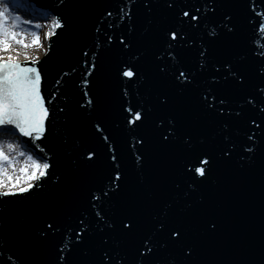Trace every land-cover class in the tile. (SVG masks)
Wrapping results in <instances>:
<instances>
[{"label":"water","instance_id":"1","mask_svg":"<svg viewBox=\"0 0 264 264\" xmlns=\"http://www.w3.org/2000/svg\"><path fill=\"white\" fill-rule=\"evenodd\" d=\"M23 1L64 27L49 38L48 53L37 65L50 109L45 138L12 135L51 166L29 192L0 196V264H58L59 249L75 240L69 229L78 230L82 218L90 234L70 254L62 253L67 264H99L105 247L118 248L126 264H264V131L251 124L264 121V33L258 28L264 15L256 14H264V0H174L172 8V0ZM185 10L199 15V23L184 18ZM169 30L185 37L172 42L173 49ZM122 36L129 48L120 44ZM93 54L97 66L88 77L89 90L98 104L89 111L79 107L80 82ZM125 65L137 70L131 82L120 75ZM222 65L242 73L245 83L225 81L228 69ZM180 70L189 74L190 84L175 79ZM53 92L57 98L49 105ZM206 94L215 108L207 107ZM213 95L227 101L223 115ZM129 104L143 109L142 125H126L123 108ZM96 121L116 148L118 168L94 129ZM169 131L174 134L164 141ZM253 132L256 139L249 141ZM138 137L143 144L136 143ZM248 147L254 151H245ZM88 151L97 153L90 162L84 158ZM205 153L211 164L201 180L190 169ZM116 171L119 189L92 200L113 186ZM93 203L102 205L113 228L97 221ZM129 220L135 227L125 235L121 221ZM49 222L59 231L47 229ZM173 229L183 233L181 241L159 248ZM145 237L157 245L155 256L137 254ZM104 238L109 245L102 244Z\"/></svg>","mask_w":264,"mask_h":264},{"label":"snow or ice","instance_id":"2","mask_svg":"<svg viewBox=\"0 0 264 264\" xmlns=\"http://www.w3.org/2000/svg\"><path fill=\"white\" fill-rule=\"evenodd\" d=\"M23 0H20L19 3L16 4L15 7H21ZM174 6V0L168 3V7L172 8ZM145 7H150L149 4H145ZM12 4L5 3L4 0H0V53H7L8 55L5 57L0 55V133L4 136L14 135L15 133H19L21 137H27L31 141H40L45 138L46 129V120L50 115V109L46 106L45 98L41 94V85H42V71L37 67L39 61V57L33 56L31 58H25V61L22 63L18 59V51L14 46H22L25 49L36 47H43L41 45V36L38 33L32 32L30 35L32 37L31 43L26 42L25 32L20 30V24H29L30 20L24 19L21 21L20 16H12L10 15V9H12ZM14 10V9H13ZM123 12V9L120 10ZM200 9L196 8L195 12L199 13ZM257 15H264L261 13H256ZM108 16L112 15V12L107 13ZM182 16L187 18L189 21H194L197 24L200 21V17L197 14H194L190 11H183ZM123 18V17H121ZM225 19L230 21V17H225ZM183 23V21H181ZM110 28L111 24L108 25ZM192 27H196V24H192ZM37 29L41 27L40 24L35 25ZM64 27L61 23V20L53 17L51 19L50 30L45 32L44 38L48 39L56 34V29H60ZM227 27V25H224ZM258 28L261 33H264V21L258 22ZM228 31L231 32L232 29L228 28ZM215 31L213 30L210 35H215ZM168 37V47L169 49L174 48V44L172 42H179L185 40V37L177 32L176 30H169L167 33ZM113 41L112 36L107 37V43L111 44ZM120 44L124 48H129V44L125 43V38L122 36L120 38ZM99 47V45H98ZM206 49L200 52V56L202 58L205 57ZM45 55H47V49H45ZM83 55L87 57L89 55L88 52H84ZM264 55V53H261ZM96 55H92L91 62L85 61L86 64L89 65L87 71L84 74L83 79L81 80V86L83 91V103L79 104L81 109L87 108L89 111L96 108L98 104V100L96 97L90 94L89 84L90 81L88 77L92 76L96 69ZM175 59V56H173ZM30 65V66H29ZM227 67L228 71L223 74V79L228 81L231 78L233 81L239 82V84H244V76L242 73H238L235 71L231 65H222L221 67ZM204 67V64L201 63V68ZM162 72L165 70L163 68L160 69ZM76 71L75 68L72 69L74 73ZM216 71L219 73L220 69L217 68ZM260 74L264 77V63L261 64ZM69 73H63V76H68ZM120 75L124 78H127L128 81H132L134 77L137 76V70L132 65H125L121 70ZM63 78V77H62ZM62 78L56 80V85H60L62 82ZM175 79L180 81L181 83L190 84L192 81L190 79L189 74H187L184 70H180L178 75H176ZM218 83V81H217ZM260 92L264 93V88L260 89ZM125 96L128 95V90L124 91ZM57 98V93L53 92L51 97L47 100V104H52L53 101ZM205 102L207 103L208 95L206 94ZM213 101H218L219 107L218 112L223 115L225 112V108L227 101L222 97H217L215 95L212 96ZM247 103L252 104L253 100H248ZM208 108H215L214 103H207ZM61 112L64 111L63 108L60 109ZM125 113V122L127 126H140L144 123L145 114L143 109H137L136 107L129 104L128 106L123 108ZM261 112H264V108L260 109ZM236 116H239L240 113H235ZM231 115V112H229ZM251 124L255 129H260L264 131L262 128V124L264 121L258 122L255 119H252ZM94 129L96 133L101 134L100 139L104 142L107 147V150L110 155L111 161L116 164L117 168L119 167L116 155V148L111 141L109 135L105 134V129L100 121H96L94 123ZM252 131V129H250ZM174 133L169 131L168 135L163 136L164 141H168L170 136ZM249 141H254L256 139L255 132L252 135L247 136ZM136 143L143 144V138H136ZM37 147H39L37 145ZM19 144H4L0 142V196H17L24 193L29 192L34 187V182L40 181L44 178L48 170L50 168V163L48 162H40L43 158H34L33 155H27L24 151L19 150ZM7 149V151L5 150ZM41 152H44L43 148H40ZM247 152H253L254 148L248 147L245 148ZM11 152H17L19 156H26L27 163L19 169L20 175L13 176L8 172V169L11 168L13 172L16 171L15 168V159L9 155ZM226 156L230 153L225 151ZM97 156L95 151H88L85 154V159L87 161H92ZM137 161H140L142 157L137 155ZM195 164L190 169V172L195 176L201 178V180L207 179V172L210 169L211 160L207 153L202 156H197L195 158ZM121 173L119 171L115 172L114 177L112 179V185L108 191L101 190V195H92L91 199L94 201H100L102 197H108L109 192H114L119 189L120 185L117 183L121 180ZM7 189V190H5ZM92 207L96 209L95 217L98 222H104L106 227L111 229L113 228V224L110 221H106L105 217L101 213V208L97 206V204L93 203ZM135 227L134 223L129 221H121V228L124 234L130 233ZM212 229H215L216 225L213 224ZM47 229L52 230L53 232L59 231L58 228L54 226L53 223H47ZM78 230L69 229L72 235L75 237L74 241H71L70 246L66 242L63 247L59 249L61 253L59 255L58 264H67L66 257L62 254L65 250L70 254L75 248L79 247L84 243V237L90 234L89 225L86 223V218L79 219ZM103 231V228L100 229ZM42 236H47V231H42L40 233ZM183 238V233L179 229H173L169 233L167 243L159 244V248L167 247L168 245H175L181 241ZM102 244L107 246L109 245V240L104 238L102 240ZM158 248L157 245L153 243L152 239L149 237H145L141 241L140 248L137 249V254L146 258V254H151L153 256L156 255ZM99 264H126V257L122 255L118 248L113 247H105L101 252V259Z\"/></svg>","mask_w":264,"mask_h":264},{"label":"rangeland","instance_id":"3","mask_svg":"<svg viewBox=\"0 0 264 264\" xmlns=\"http://www.w3.org/2000/svg\"><path fill=\"white\" fill-rule=\"evenodd\" d=\"M4 2L12 4V6H13V8L10 9V15H12V16H20L21 17V21H23L24 19H28V20L31 21V23H29V24H23V23L20 24V30L25 32L26 42L27 43H31L32 37H31L30 34L32 32H35V33L39 34V32L41 31V29H37L35 27V25L40 24L44 20L43 19V14L41 12L37 11V10H34V8H32L30 5H28V4L26 5L25 1H23L21 7H19V8L14 7V5L19 3L20 0H18V1H16V0H11V1L10 0H4ZM26 9L32 10V16L29 13L26 12ZM14 47L17 48V49H20V50H28V49L23 48L22 46H14ZM34 48H36L35 52L36 51L40 52L41 47L34 46ZM29 49H31V48H29ZM3 54L4 53H0V55H3ZM0 142L4 143L5 145L8 144V143L19 144V146H20L19 150L20 151H24L26 153V156L27 155H32L31 152L29 153V151L24 146H22V144L20 143V139L18 137H15V136H12V135L4 136L2 133H0ZM5 150L7 151V149H5ZM9 155L11 157H13L15 159V161H16V163H15L16 171L13 172V170L11 168H9L8 172L10 174H12L13 176H18V175H20L19 169L21 167H23L27 163L26 156H19L17 154V152H11V153H9Z\"/></svg>","mask_w":264,"mask_h":264},{"label":"bare ground","instance_id":"4","mask_svg":"<svg viewBox=\"0 0 264 264\" xmlns=\"http://www.w3.org/2000/svg\"><path fill=\"white\" fill-rule=\"evenodd\" d=\"M16 1H18V0H16ZM15 6L16 5H14V7ZM26 12L29 13L32 16V10L26 9ZM52 18L53 17H50L48 20L42 21L40 23L41 27L39 29H41V31L39 32V34L41 36V45L43 46V47H41L40 52L39 51L35 52L36 48H34V47H32L31 49H28V50H20V49L16 48L18 53H19L18 59H19L20 62L23 63L25 61L26 56L29 57V58H31L33 56L39 57V61L45 57V49H47V45L49 44V38L45 39L43 34L50 30V24H51V19ZM7 55H8L7 53L3 54V56H5V57ZM5 190H7V189H5Z\"/></svg>","mask_w":264,"mask_h":264}]
</instances>
